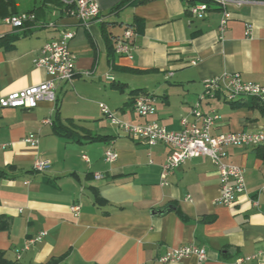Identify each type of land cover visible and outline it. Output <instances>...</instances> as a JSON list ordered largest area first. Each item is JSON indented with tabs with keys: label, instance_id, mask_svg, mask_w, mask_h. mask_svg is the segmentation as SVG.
<instances>
[{
	"label": "crops",
	"instance_id": "1",
	"mask_svg": "<svg viewBox=\"0 0 264 264\" xmlns=\"http://www.w3.org/2000/svg\"><path fill=\"white\" fill-rule=\"evenodd\" d=\"M56 1L41 0L34 14L75 32L69 43L75 59L71 85L84 71L96 81L113 74L110 89L128 92L114 113L127 123L153 121L180 131L203 82L224 74L264 86V0L228 8L222 36V12L213 4L196 18L181 0H99L100 19L85 29L66 17V7ZM125 8L130 18L124 30L132 26L135 31L130 59L108 50L106 43L108 39L113 47L121 35L110 31L117 24L109 25L106 17ZM2 27L0 38L6 36L11 47L0 48V96L44 82L45 71L33 60L57 30ZM101 58L103 72L98 71ZM66 84L56 83L54 102L32 110L0 109V171L6 174L0 177V218L8 224L0 231V251L5 259L21 264H41L51 257H63L62 264H162L158 259L170 250L194 245L205 251L203 262L190 256L168 264H264V146L226 149L224 161L243 170L245 192L225 207L216 202L219 175L208 158L186 161L170 172L168 185H161L170 148L133 141L114 125L109 133L91 130L65 116L59 95ZM134 91L154 97L153 116L144 119L133 112ZM56 103L62 122L71 119L85 130L78 132L80 142L53 134ZM200 109L221 117L212 135L264 133L258 110L232 106L220 94L204 100ZM30 134L38 139L35 147L24 142ZM94 136L108 138L90 143L88 137ZM108 148L117 154L112 163L104 160ZM38 158L49 161L46 171L33 170ZM94 173L103 178L95 180ZM74 205L77 215L70 210ZM42 231L46 234L40 241L29 242Z\"/></svg>",
	"mask_w": 264,
	"mask_h": 264
},
{
	"label": "built area",
	"instance_id": "2",
	"mask_svg": "<svg viewBox=\"0 0 264 264\" xmlns=\"http://www.w3.org/2000/svg\"><path fill=\"white\" fill-rule=\"evenodd\" d=\"M208 1L210 4L219 7L222 12L218 27L220 35L225 30L226 23L231 15L228 8H239L249 2V0ZM59 2L66 7V17L74 19L79 27L87 29L100 19L99 0H59ZM187 10L192 17L202 18L208 12L209 4L196 2L189 5ZM0 26L10 27L12 30L21 32H26L32 28L57 30V37L45 42L39 50L38 56L33 60V65L36 68L45 71L47 79L38 85L0 96V109L32 110L41 102H54L56 83H71L75 77V59L69 49V43L75 37V32L57 22L39 21L34 13L27 12L12 14L1 19ZM134 37V29L126 27L122 35L114 40V53L130 59L134 46ZM81 75L89 77L90 72L84 71ZM215 94L222 95L223 100L228 103L235 102L241 98H254L264 103V86L244 82L238 74H224L203 82V91L198 95L189 113L181 119L182 129L178 132L168 131L153 121L132 125L121 121L115 113H112L102 104H99V109L103 116L110 121L111 125L123 131L133 141L148 146L163 144L170 148L166 161L161 167L160 182L163 186L168 185L167 177L170 172L182 166L186 161L199 157L208 158L219 175L220 196L216 202L225 207H232L236 196L245 192V182L243 170L224 161L226 149L264 146V133L261 131L226 132L212 135L211 129L221 117L214 111L202 112L200 105L204 100L213 98ZM154 103L155 100L151 94L138 93L132 102L133 112L137 116L147 119L155 114ZM24 142L35 147L38 144V139L35 135L30 134L25 137ZM82 158L87 161L84 156ZM116 159L117 154L111 148L104 152V160L107 163H112ZM49 166V161L38 158L33 163V170L44 172ZM93 178L100 180L103 175L94 173ZM253 205L257 206V203L253 202ZM70 210L74 215H77L79 207L74 205ZM45 234L42 231L35 239L29 242H38ZM190 256H194L199 262H203L205 260V251L194 245L180 246L161 256L158 261L162 264H168ZM245 260H250V258ZM242 261L243 259L237 260L238 263Z\"/></svg>",
	"mask_w": 264,
	"mask_h": 264
},
{
	"label": "rangeland",
	"instance_id": "3",
	"mask_svg": "<svg viewBox=\"0 0 264 264\" xmlns=\"http://www.w3.org/2000/svg\"><path fill=\"white\" fill-rule=\"evenodd\" d=\"M17 10L26 11L32 8L40 7L41 0H12ZM130 10L122 9L118 12V15L111 14L106 17V22L111 25L115 23V27L110 31L113 34H121L124 32L125 25L129 22ZM4 27L0 26V31ZM98 71L103 72L106 70V66L103 58ZM109 77L114 76L109 74ZM108 77V78H109ZM104 78L101 81H96L91 78L81 77L78 82L67 83L64 88L66 93L59 95V98H63L64 101V115L73 118L75 121H80L85 127L91 130H101L102 132H112L114 128L111 126L110 121L103 116L99 109V104L106 106L112 113L115 110L122 107V101H124L127 91L120 93L110 89V80ZM72 86V87H71ZM57 96V92L55 93ZM123 121V120H121ZM125 122V121H124Z\"/></svg>",
	"mask_w": 264,
	"mask_h": 264
},
{
	"label": "trees",
	"instance_id": "4",
	"mask_svg": "<svg viewBox=\"0 0 264 264\" xmlns=\"http://www.w3.org/2000/svg\"><path fill=\"white\" fill-rule=\"evenodd\" d=\"M182 2H184L185 5H191V4H195L196 2H204L209 4V6L211 5L209 3L208 0H181ZM56 3L58 5H61V3H59L58 1H56ZM126 4V1L123 2V4L121 6H124ZM121 6L117 7L115 10H118ZM40 10V8H32L29 9L25 12L27 13H35L38 12ZM18 13V10L16 8V6L14 5L12 0H0V20L12 15V14H16ZM132 27V26H128ZM6 36L1 37L0 38V48L5 46L6 44L9 45V41L5 40ZM107 40V48L108 50L114 51L112 45L110 46V41L108 42ZM9 47H11L9 45ZM139 91H134L131 94H137ZM230 105L234 106H245L248 109H254V110H258V112L260 113L261 117L264 119V103L254 99V98H241L238 99L235 102L229 103ZM56 114H55V118L53 119L52 122V132L53 134H55L56 136L62 137L64 139H69V140H73L75 142H80L78 139L80 138L79 136V131H83L85 132V130H83L82 128H79L71 119H66L64 120V122H62L60 120V115H59V110H58V104L56 103ZM86 136H89L88 134ZM89 138V142H100L103 140H106L108 137H99V136H94V137H88ZM0 177H6V174L3 171H0ZM96 201H99L98 199H95ZM100 202V201H99ZM173 209V207H171ZM7 222L3 221L2 218H0V231H4L8 228L7 226ZM62 259L63 257H51L49 258L46 262L41 263V264H62ZM0 264H21L18 261H8L7 259H5L4 254L2 251H0Z\"/></svg>",
	"mask_w": 264,
	"mask_h": 264
},
{
	"label": "water",
	"instance_id": "5",
	"mask_svg": "<svg viewBox=\"0 0 264 264\" xmlns=\"http://www.w3.org/2000/svg\"><path fill=\"white\" fill-rule=\"evenodd\" d=\"M160 212H158V213H155V214H159Z\"/></svg>",
	"mask_w": 264,
	"mask_h": 264
}]
</instances>
